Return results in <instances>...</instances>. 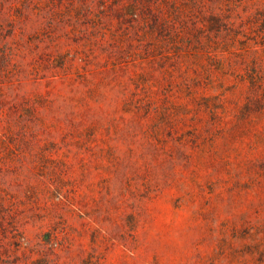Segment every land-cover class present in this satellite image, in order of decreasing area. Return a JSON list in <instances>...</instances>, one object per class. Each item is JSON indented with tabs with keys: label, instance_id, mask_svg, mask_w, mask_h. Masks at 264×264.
I'll use <instances>...</instances> for the list:
<instances>
[{
	"label": "rangeland",
	"instance_id": "374dc122",
	"mask_svg": "<svg viewBox=\"0 0 264 264\" xmlns=\"http://www.w3.org/2000/svg\"><path fill=\"white\" fill-rule=\"evenodd\" d=\"M0 264H264V0H0Z\"/></svg>",
	"mask_w": 264,
	"mask_h": 264
}]
</instances>
